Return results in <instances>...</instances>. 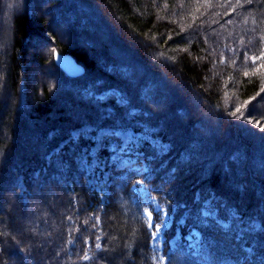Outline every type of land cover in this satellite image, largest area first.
<instances>
[{
  "label": "trees",
  "instance_id": "trees-1",
  "mask_svg": "<svg viewBox=\"0 0 264 264\" xmlns=\"http://www.w3.org/2000/svg\"><path fill=\"white\" fill-rule=\"evenodd\" d=\"M0 264H264V0H0Z\"/></svg>",
  "mask_w": 264,
  "mask_h": 264
},
{
  "label": "rangeland",
  "instance_id": "rangeland-1",
  "mask_svg": "<svg viewBox=\"0 0 264 264\" xmlns=\"http://www.w3.org/2000/svg\"><path fill=\"white\" fill-rule=\"evenodd\" d=\"M5 6L8 9L10 7V3L9 4L7 3V5ZM3 23L5 24L6 22L3 21ZM6 26L8 27V25ZM39 45H40V42H37V41L32 42L31 49L40 47ZM22 90H23L22 98L25 99L24 86ZM110 132H112L111 129H106L97 134L96 143L92 149V155H91L90 164H89L90 168H93L95 165L99 166V171L92 174L91 181L102 192L103 197L107 196V191H108L107 186L109 183L108 175L110 172V168L106 165L107 161L100 154V147L105 138V135ZM114 133L118 134L120 137V150L127 147L130 144V142L133 141L134 133L131 131H125V132L115 131ZM78 134H79L78 131H74L73 133L74 137H77ZM22 188H24V186H22ZM159 210L160 209L155 206V209H154L155 213L151 212L148 209L146 210L145 213H146V216L148 217L149 222H151L152 231L156 233V235L153 236V241H152V246L154 249L155 257L158 261L165 262V258L161 254V251L163 248L162 229L170 221V215H168L167 213H164L163 211H159ZM149 213H151V221L149 219ZM156 225H159V228H157Z\"/></svg>",
  "mask_w": 264,
  "mask_h": 264
},
{
  "label": "water",
  "instance_id": "water-1",
  "mask_svg": "<svg viewBox=\"0 0 264 264\" xmlns=\"http://www.w3.org/2000/svg\"><path fill=\"white\" fill-rule=\"evenodd\" d=\"M55 64L70 77H80L85 73V67L76 58L66 52L56 50L54 52Z\"/></svg>",
  "mask_w": 264,
  "mask_h": 264
},
{
  "label": "snow or ice",
  "instance_id": "snow-or-ice-1",
  "mask_svg": "<svg viewBox=\"0 0 264 264\" xmlns=\"http://www.w3.org/2000/svg\"><path fill=\"white\" fill-rule=\"evenodd\" d=\"M253 59H258V58H253ZM149 219H150V221H151V213H149ZM149 226H150V227L152 226V225H151V222H150ZM156 227L159 228V225H156ZM152 235L155 236L156 233L153 232ZM85 259H87V256H85Z\"/></svg>",
  "mask_w": 264,
  "mask_h": 264
},
{
  "label": "bare ground",
  "instance_id": "bare-ground-1",
  "mask_svg": "<svg viewBox=\"0 0 264 264\" xmlns=\"http://www.w3.org/2000/svg\"><path fill=\"white\" fill-rule=\"evenodd\" d=\"M85 67V66H84ZM86 69V68H85ZM85 72H86V70H85ZM82 76V75H81Z\"/></svg>",
  "mask_w": 264,
  "mask_h": 264
}]
</instances>
